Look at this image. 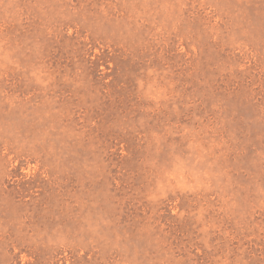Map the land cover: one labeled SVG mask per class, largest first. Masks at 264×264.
<instances>
[{
	"label": "rangeland",
	"instance_id": "rangeland-1",
	"mask_svg": "<svg viewBox=\"0 0 264 264\" xmlns=\"http://www.w3.org/2000/svg\"><path fill=\"white\" fill-rule=\"evenodd\" d=\"M0 264H264V0H0Z\"/></svg>",
	"mask_w": 264,
	"mask_h": 264
}]
</instances>
